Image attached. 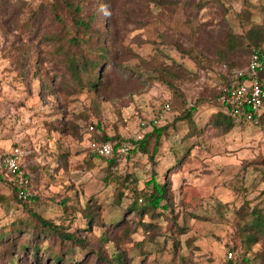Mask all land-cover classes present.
Segmentation results:
<instances>
[{
	"label": "rangeland",
	"instance_id": "obj_1",
	"mask_svg": "<svg viewBox=\"0 0 264 264\" xmlns=\"http://www.w3.org/2000/svg\"><path fill=\"white\" fill-rule=\"evenodd\" d=\"M47 1L0 0V151L23 149L22 165L33 177L32 197L27 201L15 198L11 181L0 177V224L30 221L29 209L60 224L66 196L72 197L68 205L75 204L77 197L82 205L96 197L107 207L105 212L112 207L125 209L132 201L131 190L125 189L126 196L117 204L121 188L105 180L107 162L94 156L92 145L99 142L101 133L115 139L112 143H127L154 126L169 125L156 163L146 155L130 153L118 172L133 174L139 190H147L154 175L168 183L178 222L185 228L175 235L179 242L174 244L167 230L169 222L162 220L165 233L153 239L140 229L119 245L101 244L100 230H96V243L107 255L115 249L125 251L129 264H226L231 251L240 264H261L257 256L264 242L245 245L240 226L250 208H264V180L258 164L264 158V121L239 117L228 131L209 121L224 109L220 91L249 60L242 57L241 66L230 69L213 62L216 49L230 28L243 35L254 25L264 28V0H221L198 11L184 4L118 0L120 10L115 9L109 24L117 40L107 45L126 68H115L118 78L108 95L68 93L60 87L57 94H46L31 73L25 79L19 76L16 48L28 39L22 24L33 8L46 9ZM98 17L105 27L108 13L103 10ZM44 22L43 29H53L50 19L45 17ZM178 44L191 55L178 50ZM41 49L43 67L49 69L48 47L42 44ZM145 62L151 70L159 62L171 69L177 63L193 73L176 82L183 100L159 80L139 74ZM168 104L170 110L164 113ZM192 104H198L193 119L201 132L188 137V121H174ZM161 113L164 118L154 123ZM128 187L134 189V183ZM79 226L77 219L71 230ZM42 259L44 264L50 262L44 254Z\"/></svg>",
	"mask_w": 264,
	"mask_h": 264
},
{
	"label": "trees",
	"instance_id": "obj_2",
	"mask_svg": "<svg viewBox=\"0 0 264 264\" xmlns=\"http://www.w3.org/2000/svg\"><path fill=\"white\" fill-rule=\"evenodd\" d=\"M152 2L170 6L184 4L196 11L213 2L222 3L221 0H152ZM45 7L46 9L33 8L22 24L23 32L28 39L16 48L19 76L25 79L31 73L34 80L39 81L41 92L46 94H57L59 87L60 90L68 93L87 91L95 94H110L111 86L118 78L114 73L115 68H126L118 53L112 55L107 45L110 43L113 46L117 40V32L110 31L109 24L114 19L112 14L115 9L120 10L118 0H49ZM103 10L109 17L105 27L100 26L98 17L99 12ZM46 12H49V15ZM45 17L54 24L53 29L42 28ZM68 18H71V21ZM42 44L48 47L47 53L51 62L49 69L43 67L40 57L41 54L43 55ZM259 47H264V28L261 25H254L245 35L237 34L230 28L216 49L213 62L233 69L241 66V58L246 57L249 58L247 67L254 50ZM177 48L184 54L191 55L190 51L179 44ZM174 65L176 69H171L159 62L154 64L151 70L150 64L145 62L143 66L145 68L142 67L139 74L149 80H159L172 91L173 96L177 99L182 97L183 100L184 94L176 82L182 80L186 74L193 75V73L187 71L183 65L177 63ZM144 71L146 74H143ZM153 71L157 72V75L153 76ZM57 79L58 83H56ZM260 79L264 85V72L260 74ZM223 93V90L220 91V96ZM182 103L187 105L186 102ZM95 107L99 108V103H96ZM197 108L198 104L186 107L182 115L176 117L174 121V123L180 120L188 121L190 126L188 137H194L201 132L193 119ZM234 119L229 114V109L224 106L223 110L210 117L209 124L228 131L234 127ZM262 121L264 115L254 122ZM97 128L100 129V125ZM168 128L169 125L154 126L151 131L145 132L141 139L127 142L130 146L127 155L140 153L156 163L162 138ZM97 139L98 143H112L115 140L104 133H101ZM124 142L120 141L118 144ZM92 153L99 157L93 151ZM124 157L115 154L100 158L107 162L105 180L119 184L118 187L121 188L117 193V204H121L122 198L126 196L125 189L131 190L133 194L132 201L125 209L116 210L112 207L105 212L107 207L96 197H91L82 205L79 197L76 196V203L68 205L72 197L66 196L61 202L64 217L60 224L29 209L32 218L30 221L0 224V264H27L29 261L34 264H44L43 254L47 257L46 260L50 261L48 264H129L123 250L115 249L107 255L101 245L96 243L95 231L100 230L98 240L101 244L115 242L119 245L123 238L140 229L148 233L152 239L157 233L164 234L160 224L162 220H168L167 230L176 245L179 242L176 233L185 232V228L178 222L179 214L175 212V203L171 198L168 183L158 181L154 175L147 183L148 189L139 190L135 187L136 179L133 174L118 172ZM65 158V155L60 156L62 160ZM177 160H181L179 155ZM258 164L264 180V158L260 159ZM29 174L32 175L30 172ZM30 178L31 190L33 177ZM11 183L15 198L22 201L30 199L20 198V187L15 182ZM132 183L134 189L128 187ZM262 194L264 195V189ZM246 214L248 216L244 217V223L240 226L241 241L250 246L264 242V208L259 206L250 208ZM77 219H80L81 226L73 231L71 226ZM64 221H69V225L65 226ZM257 258L262 259L261 264H264V247ZM245 261L248 263V258ZM226 264H240V262L238 257L235 260L226 257Z\"/></svg>",
	"mask_w": 264,
	"mask_h": 264
},
{
	"label": "built area",
	"instance_id": "obj_3",
	"mask_svg": "<svg viewBox=\"0 0 264 264\" xmlns=\"http://www.w3.org/2000/svg\"><path fill=\"white\" fill-rule=\"evenodd\" d=\"M264 72V47L254 50L249 65L233 72L232 82L223 89L220 96L221 103L229 109L233 118H245L248 121H256L264 115V85L260 74ZM170 110L166 105L164 113ZM164 113L159 114L153 121L157 123L164 118ZM140 133V132H139ZM140 133L136 139H141ZM130 146L127 143H98L92 145V151L99 157H111L117 155L124 157L129 153ZM25 152L19 146L11 151H0V175L15 182L20 187V198L27 200L32 196L30 190V175L23 167L22 161ZM30 178V179H29ZM229 260H235L234 251L229 253Z\"/></svg>",
	"mask_w": 264,
	"mask_h": 264
}]
</instances>
